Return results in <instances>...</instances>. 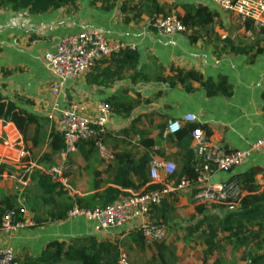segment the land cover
I'll use <instances>...</instances> for the list:
<instances>
[{
  "label": "crops",
  "instance_id": "crops-1",
  "mask_svg": "<svg viewBox=\"0 0 264 264\" xmlns=\"http://www.w3.org/2000/svg\"><path fill=\"white\" fill-rule=\"evenodd\" d=\"M107 5L112 7L106 9ZM199 5L217 15L212 26L187 29L170 37L161 36L148 26L157 16L162 17L159 16L162 14H156V9L176 19L186 14V7ZM247 23L237 21L231 13L220 10L207 0H77L74 4L43 13H32L29 8L15 11L0 5V96L18 110L39 119L38 129L31 125L25 138L12 123L0 120V165L5 167L0 173V196L15 198L16 206L26 210L23 219L30 222L11 232L0 233V248L13 251L14 264L37 260L53 242L69 245L87 237H94L98 242H115L137 227V222H130L119 231L104 233L93 222L67 217L34 225V218L47 217L46 208L40 203L41 190L37 182L22 177L34 169L49 174L51 169L46 168L47 164L38 165L37 161L51 154V135L61 133L60 112L70 104H77L81 114L88 119L97 116L103 103H136V106L127 115L111 111L99 145L91 148L83 142L64 162L61 152L53 153L55 165L63 163L66 167L62 173L65 185H60L68 194L55 197L59 202L69 203L68 197L84 198L111 187L116 154L126 152L137 161L146 153L137 135L130 133L125 137L122 134L130 126L135 131H143L146 134L144 139L155 141L153 150L148 152L151 161L174 164H179L180 152L173 136L165 135V129L171 121L186 114L194 115L197 121L183 124L182 128L194 125L204 133L208 132V141L227 152L249 150L253 143L264 138V28L251 24L247 30ZM227 28L234 33L240 32L243 39L250 34L257 37L255 41L247 39L241 43L254 45L250 54L229 52L220 41L225 38L218 36ZM84 29L97 30L111 43L120 42L133 47L138 63L135 68L125 65L119 70L110 56L102 57L85 74L66 78L58 96L53 97L49 86L55 77L45 67L44 55L55 51L59 39ZM190 36L196 38L194 43ZM220 44L223 46L219 47ZM257 48L262 51L257 53ZM172 69L194 70L214 83L225 78L230 95H208L196 82H187L193 89L188 92L179 82L170 86L166 81L156 80L157 77H172ZM141 77L149 80L144 81ZM162 129L163 134L159 137ZM251 169L257 170L256 182L263 190L264 147L252 150L232 172H215L211 180L213 183L227 181ZM166 200L169 214L164 228L167 239L173 241L164 242L174 245L176 264H203V246L199 243H195L199 250L196 263L181 260L176 251V243L192 246L183 240L184 228L197 220L191 221V217L197 218L195 207L198 206L192 191L170 194ZM183 204L191 209V217L187 226L180 227L179 211ZM218 210L224 209L214 208L210 213L217 215ZM157 215L151 214L155 218ZM227 248L237 259L232 263L221 260L222 264H249L240 261L243 250L234 252L230 246L214 253L206 263L220 260L215 255ZM128 254L131 264L133 261H140L135 264L146 263L152 256L149 251L143 255Z\"/></svg>",
  "mask_w": 264,
  "mask_h": 264
},
{
  "label": "trees",
  "instance_id": "trees-1",
  "mask_svg": "<svg viewBox=\"0 0 264 264\" xmlns=\"http://www.w3.org/2000/svg\"><path fill=\"white\" fill-rule=\"evenodd\" d=\"M77 0H0V5L10 7L12 10L29 8L32 13H43L51 9H59L69 4H74ZM116 1V0H106ZM112 5H107L106 9H110ZM156 14H162L161 18H169L161 9H156ZM217 15L203 6H188L186 14L176 20L187 29H204L212 26ZM158 18V16L156 17ZM251 28V22H248L246 29ZM264 34V30H263ZM192 43L196 38L190 36ZM229 52L235 55H248L254 49V45H236L232 40L227 38L220 40ZM257 45V44H256ZM258 46V45H257ZM257 48V53L261 52ZM110 60L118 65L119 70L126 67L135 68L138 63V55L134 50L126 49L119 53L110 56ZM173 76L167 79L157 77L156 80L166 81L170 86H174L175 82L181 83L185 90L192 92L193 89L188 84L196 82L206 90L208 95H230V86L225 78L214 83L209 79H204L203 76L194 71H183L181 69H172ZM147 81L149 78L141 77ZM188 82V83H187ZM109 104V103H107ZM110 105V104H109ZM135 104L110 105L111 111L127 115ZM0 120L5 123H12L19 134L25 138L28 128L31 125L38 126L39 119L36 116L27 114L25 111H20L16 106L7 102L0 96ZM197 127L189 125L182 128L178 133L173 135L175 146L179 149L180 161L175 165L174 174L170 180L179 183L181 180L189 181L193 187L192 194L195 193V175L193 173L194 156L191 145V132ZM38 129V127H37ZM36 129V130H37ZM200 129V128H199ZM94 139L81 141L87 143L91 148L95 147L100 138L105 134V131L99 132ZM37 133V132H36ZM130 133L137 135L140 138V145L146 150L139 160L135 161L129 153L120 152L114 156L115 172L110 180L111 187L104 189L101 193H94L84 198H69V203L59 202L55 197L59 198L66 196L68 193L64 191L60 184L55 183L50 175L34 169L31 174H24L23 179L36 181L41 190L40 203L46 208L45 219H35L34 225L39 226L49 221H58L66 218L68 211L73 205L79 209L92 210L95 208H104L120 199L127 197L133 193L141 191L160 190L162 187L158 184H152L149 180V164L151 162L150 153L155 141L152 139H144L143 131H135L133 126L122 131L125 137L130 136ZM208 136V132H205ZM163 134V129L160 131L159 137ZM84 142V143H83ZM35 143V142H34ZM51 154L44 155L37 161L38 165L47 164V169L56 167L53 161V153H60L63 150L62 134L52 133L50 142ZM4 165H0V173L4 169ZM257 170L251 169L245 173L232 177L240 186L242 196L240 198L239 207L237 210L230 212L221 206H205L198 205L195 207L197 215L191 217L192 222L184 228V239L199 243L203 246L202 257L203 264L211 259L214 253L224 250L225 246H230L234 252L243 250L240 256V261L248 262L249 264H264V189L261 190L256 182ZM167 198H165L160 206L152 207L150 211V219L153 223L160 226H166V215L169 211L167 206ZM214 208L224 209L227 212L222 217L210 213ZM18 207L13 197L0 196V219L5 212L14 210L16 213V222L23 221V217L16 210ZM159 214L155 218L152 213ZM146 251L152 253L150 259L143 264H176L177 257L175 256V248L173 244L167 245L164 241H154L147 243L138 229L128 231L122 239H117L115 242L103 241L98 242L94 237H87L74 241L72 244L65 245L64 243L53 242L49 244L43 251L41 256L34 261H28L26 264H118L122 256L125 257L127 264H131L129 252L136 253L135 255H143ZM142 261V260H141ZM140 263L133 261L132 264ZM212 264H222L221 260H215Z\"/></svg>",
  "mask_w": 264,
  "mask_h": 264
},
{
  "label": "built area",
  "instance_id": "built-area-1",
  "mask_svg": "<svg viewBox=\"0 0 264 264\" xmlns=\"http://www.w3.org/2000/svg\"><path fill=\"white\" fill-rule=\"evenodd\" d=\"M207 1L220 10L231 13L241 23L251 22L252 25L264 28V0ZM148 26L164 37L184 32V27L174 17L155 18L148 23ZM126 49L134 50L125 43L107 41L102 33L94 29H84L59 39L55 51L44 55L45 67L55 77V81L49 86L50 94L57 97L66 78H78L88 72L98 59ZM110 113L111 107L107 103L99 106L94 119L84 117L77 104H70L68 108L60 112L59 121L63 136L62 162L69 154L76 151L81 141L94 139L97 134L96 129L99 132L104 131L103 128L108 122ZM196 121V117L192 114L183 115L181 119L173 120L166 126L165 135L173 136L182 129L183 124H194ZM190 135V149L194 156L192 169L196 177L194 202L198 205L221 206L230 212L237 210L242 196L238 182L230 179L213 183L211 178L215 172L230 173L239 167L252 150L264 147V138L253 143L249 150L227 152L212 145L206 134L199 128L194 129ZM98 143L96 145H99ZM65 169L62 163L52 168L48 175L55 183L62 185L65 183L62 180ZM174 171L175 165L172 162L152 160L149 164V180L152 184L161 185L160 190L130 193L129 196L104 208L83 210L73 205L66 217L67 219L83 218L93 222L104 233L119 231L130 222H137L135 229L142 232L147 243L161 241L165 228L151 221L149 214L152 207L160 206L170 194L193 190L189 181L185 179L179 183L170 180ZM16 210L22 217L26 215L25 208L18 207ZM15 218L14 210L5 212L0 219V233L5 234L30 224L25 220L16 222ZM0 264H14V253L11 249L0 248ZM118 264H127L124 256L120 258Z\"/></svg>",
  "mask_w": 264,
  "mask_h": 264
},
{
  "label": "rangeland",
  "instance_id": "rangeland-1",
  "mask_svg": "<svg viewBox=\"0 0 264 264\" xmlns=\"http://www.w3.org/2000/svg\"><path fill=\"white\" fill-rule=\"evenodd\" d=\"M147 22L145 23L146 27H147ZM218 36L220 38L229 37L230 39H232L235 42L236 45L244 43L243 41H246L247 39H248V41H251V40L255 41L257 39V37H255L254 34L247 35L243 39V37H242L243 35H241L240 32L236 31L234 33V30H229L228 28L225 29L224 31H221L220 35H218ZM221 46H223V45L220 44L219 47H221ZM260 185L263 186V184H260ZM186 203H188V202H186ZM208 207H211V206H208ZM216 212H217V215L219 217H222L225 214V212H227V211L226 210L225 211L224 210H218ZM179 215H180V220H179L178 226H180V227L187 226L188 225V221H189V219L191 217V209L188 206H186V204H183L181 206V208H180ZM161 241L171 242V241H173V239H171V238L167 239L166 232H164V237H163V239ZM188 242L191 243L192 246H189L188 244H186L187 246H185L182 243H180V244L176 243L177 244L176 251L180 253L179 254V258L181 260H187L188 262L196 263L197 258H198V253H199V250L196 249L197 248L196 247L197 244L193 243L192 241H188ZM188 246L190 248H187ZM227 249L228 250H226L225 252L217 254V256L215 255V258L217 257L218 259L222 260L223 263L235 262L237 257L234 255V253L231 251L230 248H227Z\"/></svg>",
  "mask_w": 264,
  "mask_h": 264
}]
</instances>
